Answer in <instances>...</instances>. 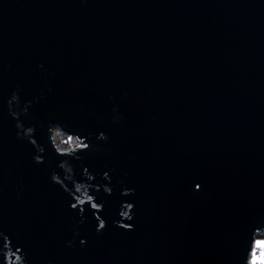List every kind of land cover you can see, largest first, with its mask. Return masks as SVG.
I'll use <instances>...</instances> for the list:
<instances>
[{
  "label": "water",
  "instance_id": "obj_1",
  "mask_svg": "<svg viewBox=\"0 0 264 264\" xmlns=\"http://www.w3.org/2000/svg\"><path fill=\"white\" fill-rule=\"evenodd\" d=\"M263 230L264 0H0V264H248Z\"/></svg>",
  "mask_w": 264,
  "mask_h": 264
},
{
  "label": "trees",
  "instance_id": "obj_2",
  "mask_svg": "<svg viewBox=\"0 0 264 264\" xmlns=\"http://www.w3.org/2000/svg\"><path fill=\"white\" fill-rule=\"evenodd\" d=\"M54 132H57V133L61 134L60 131H58L56 128H53V133ZM65 137H66L65 138V141L55 142V145H56V147L59 150H66V149H68V147L70 146V144L75 145V144L78 143L77 140L75 138L71 137V136L65 135ZM257 240H261V241L264 242V230L262 232H260V233H256L255 234V241H254V243ZM254 243H253L252 249L255 247V244ZM251 254H252V250L249 253L248 264L250 262V259H252ZM262 255H264V246H263V249H262Z\"/></svg>",
  "mask_w": 264,
  "mask_h": 264
},
{
  "label": "rangeland",
  "instance_id": "obj_3",
  "mask_svg": "<svg viewBox=\"0 0 264 264\" xmlns=\"http://www.w3.org/2000/svg\"><path fill=\"white\" fill-rule=\"evenodd\" d=\"M61 134L54 132L53 133V140L54 143L55 142H61V141H65V135L64 133L60 132ZM255 246H259V247H263L264 246V242L261 240H257L255 243ZM249 264H264V255H261L259 258H252L250 259Z\"/></svg>",
  "mask_w": 264,
  "mask_h": 264
},
{
  "label": "built area",
  "instance_id": "obj_4",
  "mask_svg": "<svg viewBox=\"0 0 264 264\" xmlns=\"http://www.w3.org/2000/svg\"><path fill=\"white\" fill-rule=\"evenodd\" d=\"M262 249L263 247H259V246H255L253 249L251 248L252 250V258H259L261 255H262Z\"/></svg>",
  "mask_w": 264,
  "mask_h": 264
},
{
  "label": "flooded vegetation",
  "instance_id": "obj_5",
  "mask_svg": "<svg viewBox=\"0 0 264 264\" xmlns=\"http://www.w3.org/2000/svg\"><path fill=\"white\" fill-rule=\"evenodd\" d=\"M77 142H78V141H77ZM78 144H79V142H78L77 144H75V145L70 144V146L68 147V149L71 148V147H75V146H77Z\"/></svg>",
  "mask_w": 264,
  "mask_h": 264
},
{
  "label": "snow or ice",
  "instance_id": "obj_6",
  "mask_svg": "<svg viewBox=\"0 0 264 264\" xmlns=\"http://www.w3.org/2000/svg\"><path fill=\"white\" fill-rule=\"evenodd\" d=\"M197 187H199V185H197Z\"/></svg>",
  "mask_w": 264,
  "mask_h": 264
}]
</instances>
